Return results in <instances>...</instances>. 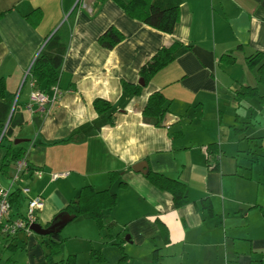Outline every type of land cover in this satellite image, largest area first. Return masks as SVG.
Segmentation results:
<instances>
[{"label": "crops", "instance_id": "crops-1", "mask_svg": "<svg viewBox=\"0 0 264 264\" xmlns=\"http://www.w3.org/2000/svg\"><path fill=\"white\" fill-rule=\"evenodd\" d=\"M80 1L0 0L2 101L11 111L17 104L25 123L14 129L13 144L23 140L24 160L42 172L41 179L21 176L10 214L23 215L27 200L39 196L37 224L46 228L84 186L108 190L116 204L103 211L102 230L87 216L65 225L56 256L46 236L17 234L0 264H63L70 255L75 264H119L123 256L120 264H153L154 251L155 264H264V87L245 63L264 53V0H182L169 35L130 19L113 0ZM34 11L40 19L25 20ZM110 27L123 40L105 50L97 39ZM53 35L65 48L60 96L42 110L30 94L49 87L26 72ZM173 42L188 49L144 86L140 68ZM224 55L234 62H220ZM121 82L141 86L140 94H125ZM243 88H256L257 95L236 98ZM155 92L166 100L158 127L142 116ZM97 100L109 110L97 114ZM8 145L0 148V163ZM209 145L216 147L217 170L207 167ZM147 171L181 183L185 203L175 208ZM13 172L12 163L6 176L0 173V187ZM109 173L117 174L113 182ZM53 174L65 175L52 180Z\"/></svg>", "mask_w": 264, "mask_h": 264}, {"label": "trees", "instance_id": "trees-1", "mask_svg": "<svg viewBox=\"0 0 264 264\" xmlns=\"http://www.w3.org/2000/svg\"><path fill=\"white\" fill-rule=\"evenodd\" d=\"M99 3L105 0H97ZM115 4L124 12V14L130 19L136 20L147 27L154 29L163 34H172L176 24L179 21V7L182 0H113ZM3 14H0L2 16ZM38 17L40 19V12L34 11L30 15L25 17V20L31 21V18ZM123 40V35L116 29L108 28L99 38L97 44L105 49L112 50L117 44ZM188 47L182 46L179 42H173L169 46L159 49L139 70V76L143 81V85H147L148 82L163 68L172 63L176 54ZM65 52L64 46L59 42L58 37L51 36L45 41V45L38 56L35 58L29 74L38 85L43 84L44 87H51L59 83L60 78V66L62 58ZM220 62L223 64H231L234 62L230 55H224L220 58ZM245 63L250 71H253L257 78L258 86L264 87V53L254 52L251 55L246 56ZM121 88L123 92L129 96H138L142 87L138 85L121 82ZM5 91L4 80L0 78V134L6 125L4 134L0 140V148L4 147L3 143L7 142L9 145L4 148V154L0 163V173L6 176L10 165L16 161L24 158V149L19 145L13 144V131L15 128L21 127L25 122L18 111L17 104L14 105L11 112V104L3 102V96ZM257 95V89L243 88L241 92L236 93L238 97H253ZM166 100L159 92L151 94L143 108L142 116L145 119L152 120L154 126L158 127L165 115ZM260 103H264V99L260 98ZM93 108L97 114H103L107 112L110 106L100 100L93 103ZM11 115L9 117V114ZM216 147L215 145H209L207 148V167L212 170H217L218 165L216 162ZM213 162V164H212ZM117 177L116 173H109L108 178L110 182H113ZM146 179L156 189L167 192L172 198V203L175 208L182 206L185 203V188L184 186L175 181L165 178L164 176L146 172ZM124 184H120V187H124ZM20 198L18 190L10 195V205L16 204ZM116 204V195L110 193L108 190L96 192L91 186L82 187L76 198L71 201L60 213L68 214L75 220L81 216H87L98 230H102L106 226V221L103 218V211L113 208ZM208 208V203L205 207ZM57 214V215H58ZM53 221V219H52ZM49 222L47 226L51 223ZM159 229L164 232L163 225L158 223ZM60 232L57 234H50L46 236L48 239L46 247L49 253L56 256L60 252V245L62 240L60 238ZM120 252L122 253L121 246L117 244ZM9 251L13 252L15 247L7 246ZM157 251L153 252L152 263L157 261ZM90 256L97 262L103 263L104 258L97 252L91 251ZM125 260L123 256L118 263H122ZM63 264H75V256L70 255L64 261Z\"/></svg>", "mask_w": 264, "mask_h": 264}, {"label": "built area", "instance_id": "built-area-1", "mask_svg": "<svg viewBox=\"0 0 264 264\" xmlns=\"http://www.w3.org/2000/svg\"><path fill=\"white\" fill-rule=\"evenodd\" d=\"M30 68L27 70L26 75L29 74ZM60 90L58 85L49 87V93L40 90H34L30 94V103L36 104L39 108L44 110L47 105H52L59 98ZM6 125L4 126L0 140L4 134ZM13 175L10 178L7 187H0V237L10 238L14 237L19 233H23L27 236L33 234L30 227L32 224L37 223V217L39 211L43 209L44 203L41 197L35 196L29 198L26 202V211L23 215H17L12 217L10 195L12 194L13 187L18 183L23 174H29L36 179L42 178V172L37 171L29 167L27 162L23 159L16 161L13 164ZM65 174H53L51 179L55 180ZM23 194H28V188H22L20 190Z\"/></svg>", "mask_w": 264, "mask_h": 264}, {"label": "water", "instance_id": "water-1", "mask_svg": "<svg viewBox=\"0 0 264 264\" xmlns=\"http://www.w3.org/2000/svg\"><path fill=\"white\" fill-rule=\"evenodd\" d=\"M139 84L142 85V82L140 81ZM11 112L9 114V117L11 115ZM22 142L23 140H15L14 144L18 145ZM72 219L73 217L69 216L68 214H58L53 218L52 223L48 227L42 228L39 224L35 223L31 225L30 229L34 234L42 237L48 236L50 234H57L62 230L65 225L71 222Z\"/></svg>", "mask_w": 264, "mask_h": 264}, {"label": "rangeland", "instance_id": "rangeland-1", "mask_svg": "<svg viewBox=\"0 0 264 264\" xmlns=\"http://www.w3.org/2000/svg\"><path fill=\"white\" fill-rule=\"evenodd\" d=\"M80 3H81V5L83 4V0H81L80 1ZM69 14V13H68ZM67 17V14H66V16L64 17V19L61 21V24H62V22L65 20V18ZM60 24V25H61ZM57 28V27H56ZM58 28H59V25H58ZM49 38V37H48ZM21 145H23V144H21ZM20 146V145H19ZM34 236L35 237H37V238H41V236H38V235H36V234H34ZM22 237H24V235L23 234H19V238H22ZM10 238H12V237H10ZM10 238H4V237H0V256H4L5 255V251H7L6 249H5V246H6V242L7 243H10V241L11 240H9ZM9 253H12L11 251H8ZM7 252V253H8Z\"/></svg>", "mask_w": 264, "mask_h": 264}]
</instances>
